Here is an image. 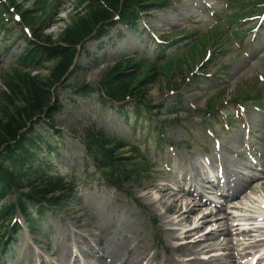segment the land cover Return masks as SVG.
<instances>
[{
    "label": "rangeland",
    "instance_id": "1",
    "mask_svg": "<svg viewBox=\"0 0 264 264\" xmlns=\"http://www.w3.org/2000/svg\"><path fill=\"white\" fill-rule=\"evenodd\" d=\"M54 2V0H51ZM60 5L56 8L53 9L52 13V18L54 17L57 22L55 24H52L51 21L49 22L47 28L44 31L43 36L51 38L52 42L60 41L62 39H65L66 32L70 34L73 30L72 27V22H75L76 20H80L82 16L85 15L84 9L79 8L71 11L73 7L72 2H66V0H59ZM196 2V3H195ZM207 4L210 6H216V4L219 3L217 6L218 10L220 13H224L228 10L225 4V0H184L174 13V11L170 12H164L160 14H154L152 18L148 19V23L143 21L142 27L146 28L149 30V34H154V35H161L163 33L166 34H173L177 32L178 30L181 29H206V24H204V9L201 6V4ZM198 4V6H196ZM214 8V7H213ZM230 12V11H229ZM228 12V13H229ZM192 16L196 17V19L193 22H200L198 24L199 27L194 26L191 24V21H189V18ZM223 15L219 16V19H222ZM110 37H114V31L111 33ZM7 40V38H1L0 37V51L4 48V46H7V43H4ZM4 43V45H1ZM116 45L115 48L112 49V46L110 43L105 44L104 48L105 50L103 51V47L99 49L98 51H102L98 54V56L103 55V59H97V62H94V56H80L79 57V66L80 68H83L82 71H78L75 73L74 76H77L78 79L84 80V83L92 85L94 83H97L99 78L103 75L105 71L109 69V67L113 64L115 57L123 54H128L131 53L134 50H149V38L145 35L142 36V39L135 37L132 34H127L125 38H120L115 41ZM185 44L180 45V48H184ZM14 47V45H12ZM118 48V49H116ZM240 50H243L242 47L239 48ZM264 49V47H263ZM262 49V50H263ZM176 49H173V52H175ZM252 50L249 49L248 51L243 50L244 57L240 58L239 61L235 62L233 66H231L233 69L229 68L227 72L228 77H221V79H216L210 84L206 83H200L198 86L192 85L191 84V79L186 80L185 86H183L180 96L183 97V106L185 108H188L187 103H190L193 107L195 108H202L203 105L207 102V100L213 96L215 92H220L224 89L225 87V82L230 78L233 79L234 73H236L237 78L239 79V83L234 86L233 88L237 90V93H242L244 95L250 94L253 95L249 91V89L254 85V90L255 84L258 89H261L262 92H264V81L259 80V77L262 76L264 78V61L262 59L256 58L254 62L251 65V61L245 57V55H249L250 51ZM10 49L3 51L2 54L0 55V90H3V78L1 75L4 74V72H7L8 69H10L14 62L15 59L10 56L9 54ZM92 54V53H91ZM109 54H112V57L109 59ZM260 53L258 54V56ZM106 56V57H105ZM188 64L184 63L181 66V70L183 71H173L171 80L175 82V84L178 85L181 80L184 78L188 77V73L191 71V69L188 67L192 63L190 62V59H187ZM48 66L46 69H42L41 73L38 75H28L24 72H17L16 74L13 75V81L12 82H17L19 84H27L31 83L32 85L39 86V88L47 90L49 89V86L52 85L54 82L57 81V79L60 77V75L64 71V67L60 65V62L57 63H52L46 65ZM45 66V67H46ZM44 67V68H45ZM73 78L71 77V80ZM257 79V80H256ZM76 83H82V81H76ZM16 84L15 87L18 89L21 87V85ZM167 85V80L162 79L161 81H158L156 83L151 84L147 89H143L140 91V96L144 97L146 101H150L151 105H157L160 103H163L165 100L169 99L171 94L169 91H163V87ZM196 86V87H195ZM205 89H208V91H205ZM230 90L232 91V86H230ZM254 90L252 92H254ZM205 91V92H204ZM204 92V93H201ZM250 92V93H249ZM65 93V92H64ZM63 93V94H64ZM193 93L195 96H190V94ZM202 96V97H199ZM243 96V95H242ZM242 96L233 98L234 100H239ZM195 97H198L197 99H194ZM10 98V103H0V122L2 125H5L9 122V118L15 113L17 110H21L27 105L30 104V101L28 100V97H25V100L27 101H20L14 97ZM228 100V98H226ZM195 101V102H194ZM66 107L64 109V112L66 114L60 115L57 114L55 117V121L57 122V126L59 127L60 130L65 132L68 135H72L74 140H81L83 137V134L87 132V129H93L90 126L93 125L95 128H102L105 130L107 133L113 135L112 132H117L118 129L120 131L125 130V114L128 112L124 113H118L115 115L114 111H108V106L105 107V110L103 111L101 108V105L98 104L97 102L94 101L93 98H88L85 101H78L76 104L69 105L66 104ZM131 107V105H130ZM47 109V108H46ZM46 109H41V113L38 114L37 116L40 115V117L43 115L44 111ZM44 119V118H42ZM159 120H165L164 118H161ZM108 121V123H106ZM194 122L197 123V121L194 119ZM195 128L194 136L197 135V125H193ZM147 129H143V132H145ZM176 133L179 132L178 127H174L173 129ZM240 131V129H237ZM73 134H72V133ZM181 132V129H180ZM205 134V142L209 143L212 148L214 149L213 143L218 142L219 145L221 146L223 142L228 145H231V140L226 139H220L215 136L212 138ZM70 135V136H71ZM147 139H153L150 137L148 134L146 135L145 139L142 138L140 142H147ZM204 141L202 138L199 140V142ZM67 145L66 148H63L59 151V158L56 160V162L59 165V172L66 176L64 172L69 173L68 179H75L77 180L80 184L79 187L83 189V196L81 197L84 199L83 201H87L88 203L92 204V206L95 208L96 212H100L102 210L108 211L109 206L111 205L112 210L109 211L111 213V217L114 218L116 215H124L128 216V219L133 224L138 225V227H143L140 222L137 220H142L146 218L149 221H155L156 226L151 225L149 223H146L145 226L147 227L149 225V229L151 230L149 234H141L143 237H145V242L151 243V247L153 246V241L154 239V234H157L156 230L158 229V232H160V236L162 237V244H159L156 246V252L159 257H161L164 253L165 247V238L163 237L161 231H162V223L161 221H164L165 217H163L160 214H163L162 212H157L155 209L151 208L148 204V200H152L155 198H158V194L155 193L154 191L152 193L146 194L148 197L143 201L142 199H139L140 195L142 192L136 189L137 186H147L150 181H149V175L148 179L143 180L144 178L142 177L141 180H138L136 183H131L128 186V190H125L124 192L120 193H113V191L109 192L112 195H104L103 189H100L99 192L96 193V189H94L93 194L89 193L88 190L85 189V186L83 185L84 178L86 177L83 176L84 171L86 170V166H88L89 169H93V171H97L96 167L92 162L89 164H86L84 159V153H83V148L80 145H75L71 146L68 143H65ZM126 149V148H125ZM112 152L114 156L116 157H121V158H127V160H131L132 156L128 155L126 153V150L119 149L118 147H113ZM185 148H182L180 151L177 153L173 151V149H164L163 155L157 154V158L160 161V165L166 169L168 168L169 170V165L173 173L176 172V168H179L182 166V161L180 160L181 157L185 159V162H189V158H199L198 153L196 152L195 149H191L189 152L185 153ZM215 152V150H214ZM170 155V160L169 162L165 161V155ZM213 154V153H212ZM212 154H210L208 157H211ZM165 161V162H164ZM159 164V162H158ZM185 164V163H184ZM93 176V175H92ZM99 176H101L100 172L97 171V174H95L91 179H97ZM19 186L23 191L27 193H31L35 196H38L39 198H47L50 196L44 197V192L43 188L44 185H32L31 181H26L23 180L20 182ZM96 186L94 185V188ZM130 193L131 196L128 197L127 193ZM56 195V194H55ZM52 196V195H51ZM136 202H138L140 205L144 206L146 209V212L144 215L140 211H135L134 206H136ZM74 208L80 209L81 205L80 204H74ZM142 210V209H141ZM76 211L75 210H67L65 212H61L60 216L65 218V222H67L68 226H71L72 223H74V217H76ZM135 215L138 217H135ZM147 220V221H148ZM14 221H19L21 222V217L19 213H16L14 216V220H9L8 225H4V227L1 230L3 233L6 230L9 232V226L14 223ZM143 221V222H144ZM153 224V223H152ZM134 229L137 230V226L134 225ZM143 231V229H141ZM163 232V231H162ZM44 236H37V234L31 235V237H28L24 228L20 230V233H18L16 237V247H13L14 250L12 251V259L10 261V264H19L22 263L25 260L26 256L20 248L21 245L24 243L30 247H34V245L31 242L32 240H36L40 242V245L45 246L46 241H51L52 243L58 244L61 240L64 241V238L61 239L62 236H57L55 237L54 235L49 239V234L45 232ZM105 233V232H104ZM106 234V233H105ZM158 235V234H157ZM51 236V232H50ZM130 237V236H129ZM159 237V236H158ZM60 239V240H59ZM60 244H63L62 242ZM173 245H176L174 243ZM153 247L151 252L153 251ZM168 251L170 249H167ZM41 252V250H39ZM14 262V263H13Z\"/></svg>",
    "mask_w": 264,
    "mask_h": 264
},
{
    "label": "bare ground",
    "instance_id": "2",
    "mask_svg": "<svg viewBox=\"0 0 264 264\" xmlns=\"http://www.w3.org/2000/svg\"><path fill=\"white\" fill-rule=\"evenodd\" d=\"M262 174L264 176V168ZM259 178L260 176L257 177V182H255L257 183L256 187L252 188L251 191H257L264 198V178L260 180ZM196 181V177L188 178V180H185L183 177H181L179 181H174V184L177 187V191L175 192L168 191L167 185L161 187L153 186V190L158 193L159 197L149 200V202L156 210L162 208L164 213L172 216L163 224L164 233L167 237H173V226H180L181 223H188L193 214L198 210V208H188V206L183 205L181 203L182 196H179V190H182L183 185L193 186ZM246 186H248L247 182L244 183V187ZM230 190L233 193H237L238 191H240L239 187L236 184H234L233 187H230ZM197 206L202 207L203 205L200 203ZM209 212L211 214L213 211L210 210ZM82 215L86 216L84 221H81V223H83L79 225L78 228L75 227V231L70 232L67 235V241L71 242L70 246L66 245L65 250L62 251V254H52L55 258L53 259L55 263H57L58 260H65L68 257H70L72 264H79V262L84 263L83 260L90 259V257L93 255L92 253H90L92 251V248L87 244L88 241H91L95 244L105 246L106 249L109 247L107 256L111 259V261L108 264H226L225 256L220 255L219 252L220 250H227L228 243L231 241V236L234 234L230 227L227 226L226 222H221V225H219L217 229L210 230V233L208 232L209 234L203 237L204 243L212 242L201 248V251H206L205 258H202L200 260L197 256L198 252L192 250V247L186 245L185 248L180 252L178 256L179 259L174 258L173 255L171 256V253H169L166 254L160 262L156 263L154 262L153 257H151L150 259L147 258L146 248L140 247V245H138V243L136 242H133L134 244L132 246H124L121 244L114 245L100 236V231L108 228V226H111L115 229L113 230L114 238L118 239L121 235L125 236L129 230L127 224L125 223L126 216L125 218H123V215H117L115 220H110V222H108V218L111 219V213L108 211L103 215V217L98 219H94L88 212L87 214ZM209 216V213H203L202 217L199 220L202 221L200 222L201 226H204L210 221ZM254 219L255 218L249 217L247 219H244V221H252ZM199 221H194L192 224H194L195 226L189 228L184 234L181 235V237L183 239H189L191 233H193V231L199 227ZM250 232L253 233V239H250ZM223 233L226 234V238L223 239L221 243L215 242L218 240L219 235ZM256 234H258V231H247V235L245 236L248 239L246 250L254 249L258 245L261 246L259 242L256 243L257 241L254 240V236H256ZM263 234L264 232L261 233V235ZM201 245L202 244H197V247H195L194 245L191 246L200 250L199 246ZM228 255L229 254H227L226 256ZM35 258L40 259L38 255ZM233 262H235L234 258Z\"/></svg>",
    "mask_w": 264,
    "mask_h": 264
},
{
    "label": "trees",
    "instance_id": "3",
    "mask_svg": "<svg viewBox=\"0 0 264 264\" xmlns=\"http://www.w3.org/2000/svg\"><path fill=\"white\" fill-rule=\"evenodd\" d=\"M112 3L114 0H111ZM110 5V4H108ZM111 7V6H110ZM89 8V7H88ZM85 9L86 13L84 16L79 18L80 20H76L75 22H72L73 30L69 35L68 32H66V37H71V39L78 40L79 35L82 33H88L90 30V27L95 24L97 21L106 18L107 10L100 7H94V9ZM81 35V36H82ZM66 62V61H65ZM119 66L115 68L114 71H110L104 76V81L106 82V85L104 87L106 95L111 100H117L118 98L126 95V93L129 91L128 87L129 85H125L126 79L122 74H119L120 72ZM122 75V76H121ZM5 86L8 88V93H0V103H10V98L14 97L22 102L27 101L25 100V97H28V100L30 101V104L24 107L23 109H19L15 111V113L9 118V122L5 125H2L0 122V175L2 177H5L8 183L12 185H19L20 182L27 177L28 175L22 174V171H19L18 168L14 169L13 172L6 171L8 170L7 165L9 163H17L20 155H17V148H14L9 146L8 142L11 140H14L15 137H17V134L19 131H21L25 126L26 123L34 116H37L41 113V109L45 106H47L49 101V92L48 89L44 90L39 88V86L32 85L31 83H14L12 81H5ZM16 84L21 85L18 89L15 87ZM96 140V146L101 150V137L98 136ZM23 143V140L19 143L16 147H20ZM96 159L99 161H102L103 167H109L111 170H114V168L118 169V163L115 162V158L112 157V152L107 149H102L100 154L96 156ZM110 163V164H109ZM121 166V164L119 163ZM17 167V166H16ZM124 173L127 174L126 169H122ZM31 177V176H29ZM31 178H28V180ZM44 178H36L31 180L32 182H38V185H44L43 192L44 196L55 194L60 190L61 182L60 181H49V180H43ZM37 184V183H36ZM35 185V184H32Z\"/></svg>",
    "mask_w": 264,
    "mask_h": 264
}]
</instances>
